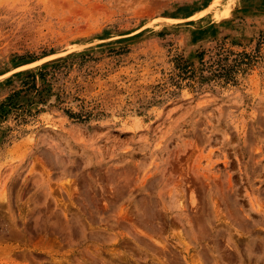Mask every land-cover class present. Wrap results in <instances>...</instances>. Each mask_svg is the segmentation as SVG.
Returning a JSON list of instances; mask_svg holds the SVG:
<instances>
[{"label": "rangeland", "instance_id": "obj_1", "mask_svg": "<svg viewBox=\"0 0 264 264\" xmlns=\"http://www.w3.org/2000/svg\"><path fill=\"white\" fill-rule=\"evenodd\" d=\"M143 1L0 0V264H264V0Z\"/></svg>", "mask_w": 264, "mask_h": 264}, {"label": "bare ground", "instance_id": "obj_2", "mask_svg": "<svg viewBox=\"0 0 264 264\" xmlns=\"http://www.w3.org/2000/svg\"><path fill=\"white\" fill-rule=\"evenodd\" d=\"M144 1H145V0H144ZM144 1H143V2H144ZM151 1H152V0H151ZM155 1H157V0H155ZM155 1H153V2H155ZM161 1H162V0H161ZM140 2H141V1H140ZM143 2H142V3H143ZM145 2H146V5H148V4L151 5V3H148V4H147V1H145ZM145 2H144V3H145ZM160 3H161V2H160ZM149 5H148V6H149ZM158 5H159V4H158ZM163 5H164V4H163ZM155 6H156V5H155ZM161 6H162V5H161Z\"/></svg>", "mask_w": 264, "mask_h": 264}]
</instances>
